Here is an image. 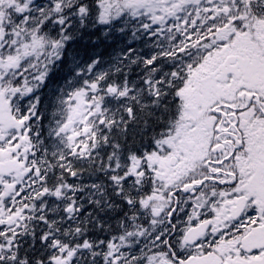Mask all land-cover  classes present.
<instances>
[{
    "label": "snow or ice",
    "instance_id": "6c2138e0",
    "mask_svg": "<svg viewBox=\"0 0 264 264\" xmlns=\"http://www.w3.org/2000/svg\"><path fill=\"white\" fill-rule=\"evenodd\" d=\"M0 264H264V0H0Z\"/></svg>",
    "mask_w": 264,
    "mask_h": 264
}]
</instances>
